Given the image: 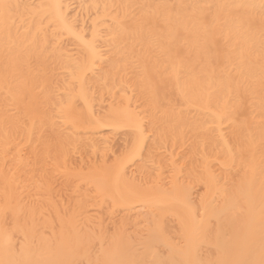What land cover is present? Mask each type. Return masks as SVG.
I'll return each instance as SVG.
<instances>
[{
  "label": "bare ground",
  "instance_id": "bare-ground-1",
  "mask_svg": "<svg viewBox=\"0 0 264 264\" xmlns=\"http://www.w3.org/2000/svg\"><path fill=\"white\" fill-rule=\"evenodd\" d=\"M263 29L264 0H0V264H264Z\"/></svg>",
  "mask_w": 264,
  "mask_h": 264
},
{
  "label": "rangeland",
  "instance_id": "rangeland-1",
  "mask_svg": "<svg viewBox=\"0 0 264 264\" xmlns=\"http://www.w3.org/2000/svg\"><path fill=\"white\" fill-rule=\"evenodd\" d=\"M258 19H259V20H257V23H258V26H259L260 23H261V21H260L261 18L258 17ZM262 24H263V23H262ZM263 30H264V29H263ZM217 39H218V38H217ZM217 39L215 40V42H220V41H221L220 38L218 39V41H217ZM219 40H220V41H219ZM217 45H218V43H217ZM213 46H215V47L217 48V49L215 48V49H216V50H215L216 52L213 50L214 53H217V51H218V53H219V48H220V50L223 52L222 47H223V48L225 47V46H224V43H223L222 41L219 43V46H220V47H219V46H216V44H214ZM213 49H214V47H213ZM221 51H220V52H221ZM218 53H217V55L220 54V53H219V54H218ZM221 54H222V53H221ZM159 79H160V78H159ZM159 79L155 78L153 82L155 83L156 80H158V82H159ZM152 80H153V79H152ZM153 82H152V83H153ZM158 82L155 84V87H156V85L159 84ZM160 83H161V81H160ZM162 83H164V82H162ZM164 85H165V83H164ZM160 86H161V88H163L162 84H160ZM165 86H166V85H165ZM153 87H154V84H153ZM157 87H159V86H157ZM164 88H165V87H164ZM159 89H160V87H159ZM159 89L157 88V90H159ZM165 89H166V90H165ZM165 89H164L165 91L163 90L164 93H165L166 91L168 92L167 88H165ZM160 90H162V89H160ZM160 90H159V91H160ZM163 91H161V92H163ZM168 93H169V92H168ZM168 93H167V94H168ZM165 94H166V93H165ZM165 94H164V95H165ZM162 95H163V94H162ZM168 95L170 96V93H169ZM169 96H166V97H169ZM170 98H171V99L168 98L166 101H168V100H172V97H171V96H170ZM173 99H176V98H173ZM173 101L176 102V100H173ZM175 102H171V103H175ZM176 103H177V102H176ZM140 104H141V102L138 103L137 105H140ZM105 105H106V103L103 104L102 106H105ZM106 107H107V106H106ZM97 109H98V108H97ZM103 109H104V107H103ZM101 111L104 112V111H106V110H105V109L102 110V108H101ZM120 134H121V133H119L118 135H112V136H113V144H114V148H116V149H114V152L116 151V154H120V150L123 148V146H124V144H125L124 139L126 140V136H124V135H120ZM42 135H43V137H44L43 140H46V141H47V144H48V146H49V149L51 150V153H50L49 158H48V162H49V163H53V166L50 165L49 168H48L49 170H51L53 167H57V166H59V165L62 164V163H61V159L58 158V156L55 154V149H56V147H57V138L55 137V134H54L51 130H48V131H46V130L43 131V130H42ZM112 136H110V137H112ZM124 137H125V138H124ZM119 139H120V140L122 139L123 141H122V140L120 141ZM16 141H17V142H21V145H22V147H23V149H24V153H23V154L25 155L24 158H26L25 162H28V161H29V163L32 162V155H31V154L29 155V149H28V147H26V145H24V144L22 143V136L18 137V139H16ZM116 142H117V143H116ZM120 142H122V143H120ZM119 143H120V145H119ZM121 145H122V146H121ZM187 145H188L187 148L184 147L186 150H188V147H189V144H187ZM81 146H82V145H81ZM81 146L79 147L78 150H79L80 152H81V151L83 152V151L85 150L86 146H85V145H83L82 147H81ZM84 146H85V148H84ZM117 146H119L121 149H120L119 147H117ZM12 147H13V145H11L9 148H12ZM184 148H182V149H184ZM86 149H88V148H86ZM79 151H78V153H79ZM179 151H180V150H179ZM82 152H81V153H82ZM86 152H87V153H86ZM182 152H184V151H182ZM86 154H87V157H90V155H91L88 151H85V152H83V156H82V158H83V157L86 158V156H85ZM12 155H14V154H12ZM12 155H11V156H12ZM71 155H73V154H71ZM74 155H75V157H74ZM74 155H73V157H74L76 160L73 158V159L71 160V162H72L73 160H74V162H75V161H76V162H75V164H74V162H72L73 164H71V165H73V166L70 165L72 169H76V168H77L76 170H80V169L84 168L85 166L91 167V166L88 165V164H89L90 161L93 159V157H91L92 159H90V158H89V159L86 158V160H83V162L85 161V163H86V161H89L88 164L86 163V165H84V163H82L83 166H84V167H83L82 164L78 165V164L80 163V161H79V160H80L79 155H82V154L79 153V154H77V155H76V154H74ZM112 155H113V154H112ZM112 155H111V156H112ZM11 156H10V159H12V158L14 157V156H12V157H11ZM91 156H92V155H91ZM66 158H67V157H66ZM66 158H65V159H66ZM84 158H83V159H84ZM32 164H33V162H32ZM76 164H77V165H76ZM30 166H31V164H30ZM75 166H76V167H75ZM77 166H78V167H77ZM80 166H81V167H80ZM31 167H32V166H31ZM33 167H34V166H33ZM33 167H32V168H33ZM88 167H85V168L89 169ZM27 168H28V167H27ZM27 168H26L25 170H27ZM29 168H30V167H29ZM29 168H28V169H29ZM85 168H84V169H85ZM33 169H34V168H33ZM33 169H32V170H33ZM84 169H83V170H84ZM135 169H136V168H135ZM29 170H30V169H29ZM61 171H64L63 168L61 169ZM86 171H87V170H86ZM22 172H23V170H22ZM20 173H21V172H20ZM21 174H22V173H21ZM29 174H30V175H29ZM29 174H28L29 176H26V175H25V171H24V174H23V175L25 176V179H24V177H23L24 181H25L26 179H27V180L30 179V177H31L32 174H34V173H31V170H30V171H29ZM47 174H48V173H47ZM49 174H50V173H49ZM23 175H21V176H23ZM36 175H37V174H36ZM36 175H35V176H36ZM57 175H58V174H57ZM33 176H34V175H33ZM33 176H32V177H33ZM26 177H29V178H26ZM32 177H31V178H32ZM57 177H58V178H56L55 180L52 178L54 181H53V184L51 183L52 188H53V189H52L53 192L51 191V195H52V193H53V194L55 193V196H56L57 198L59 197V198H58V201H60L62 204H63V203H67V204H68V203L70 202V200H71V199L69 200V195L71 194V196H72L71 187H70V185L67 184L66 180H65L63 177H61V176H57ZM59 178H61V179H59ZM35 179H36V178H35ZM52 179H51V180H52ZM27 180H26V181H27ZM33 180H34V179H33ZM33 180H30L31 184H32ZM36 180H37V179H36ZM51 180H50V182H52ZM64 180H65V181H64ZM34 181H35V180H34ZM30 182L28 181L27 183H30ZM65 182H66V183H65ZM24 183H26V182H24ZM27 183H26V184H27ZM196 187H197V186H196ZM201 188H202V187H197V188H195V189L193 190V193H194L193 195H194V196H193V195H192V196H193V198L195 197L194 200H197L198 197H200V194H203V193H204V191H203ZM195 192H196V193H195ZM198 193H199V194H198ZM195 194H198V195H197L198 197H197ZM55 196L53 195L54 198H55ZM71 196H70V197H71ZM40 197H41V196H39V198H40ZM54 198H53V199H54ZM57 198H55L56 201H57ZM60 198H62V199L60 200ZM71 198H72V197H71ZM41 200H43V198H41ZM27 201H28V199H27ZM60 202H58V203H60ZM63 206H64V204H63ZM65 206H66V204H65ZM65 206H64V207H65ZM104 207H105V209L108 208V207L106 208V206H104ZM101 209H104V208H101ZM105 209H104L103 211H105ZM99 211H100V209H98V211H97V209H96V212H95V213H94V212H91V213H92V215H95V216H96V213H97V215H98L99 217H97V216H96V217H97L98 219L101 217V219L104 220L103 222H104L105 224L107 223V225H105V224H104V225H105V227H106L107 229H109L108 231H107V229L104 228V226H103V228L106 229L105 231H107V233H111V232H113L114 229L112 230V228H113L114 220H119L120 218H122V217L124 216V215L122 216V214H121L122 217H121V216L119 217V215H120L119 213H122V212H121V211H117V213H116V212H114V214L112 213V214L114 215L115 218L113 217L112 214H110V216H107V217H106L107 213H106L105 215H102V212H103V211H102V210H101L100 212H99ZM50 212H51V211H49V213L47 212V214H48V215H51ZM98 212H99L100 214H98ZM106 212H107V210H106ZM118 212H119V213H118ZM103 213H104V212H103ZM108 213H109V211H108ZM115 213H116V214H115ZM118 214H119V215H118ZM100 215H101V216H100ZM111 215H112V216H111ZM95 216H93V217L96 218ZM102 216H103L104 218H102ZM117 216L119 217V219H117V218H118ZM111 217H112V219H111ZM116 217H117V218H116ZM97 218H96V219H97ZM108 218H109V219H108ZM96 219H93V220H96ZM98 219H97V220H98ZM101 219H99V220H101ZM107 219H108V220H107ZM8 220H9V219H8ZM102 220H101V221H102ZM111 220H112L113 222H112ZM106 221H107V222H106ZM119 221H120V220H119ZM119 221H117V223H118ZM8 222H10V220H9ZM8 222H7V223H8ZM93 222H94V221H93ZM171 222H172V221H171ZM97 223H98V222H97ZM108 223H109V224L111 223V225H109ZM112 223H113V224H112ZM117 223H116V225H117ZM92 224H93V223H92ZM95 225H97V224L95 223ZM102 225H103V224H102ZM170 225L173 226L174 223L172 222V224H170ZM91 226H92V225H91ZM114 226H115V225H114ZM108 227H109V228H108ZM173 227H174V226H173ZM94 228H95V226H94ZM110 229H111V231H110ZM17 239H18V238H16V241H18ZM19 241H21V240H19ZM19 241H18V242H19Z\"/></svg>",
  "mask_w": 264,
  "mask_h": 264
}]
</instances>
